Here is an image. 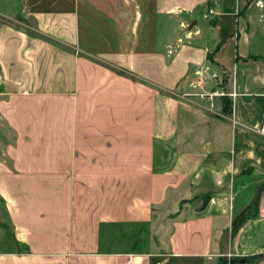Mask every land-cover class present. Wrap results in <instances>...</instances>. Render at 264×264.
<instances>
[{
  "label": "crops",
  "instance_id": "0c3cea01",
  "mask_svg": "<svg viewBox=\"0 0 264 264\" xmlns=\"http://www.w3.org/2000/svg\"><path fill=\"white\" fill-rule=\"evenodd\" d=\"M247 1L0 0V264L264 250V54L239 22ZM205 71L223 82L190 93Z\"/></svg>",
  "mask_w": 264,
  "mask_h": 264
},
{
  "label": "rangeland",
  "instance_id": "374dc122",
  "mask_svg": "<svg viewBox=\"0 0 264 264\" xmlns=\"http://www.w3.org/2000/svg\"><path fill=\"white\" fill-rule=\"evenodd\" d=\"M261 3H260V6H257L256 7V4H255V0H249L247 2H244L242 3V10L240 13H242L240 15V19H239V22H241V25L244 24L245 22V26L244 27V32L245 30L248 32V37L249 39L251 40V43L253 45L252 48H254L256 51L260 52L261 54H264V31L260 30L259 28H257L256 26V23L260 21V25H262L263 29H264V0H260ZM232 12L234 11V2L231 3L230 7H229ZM212 15V14H209V16ZM256 29V31H255ZM225 54H228L229 55V48H228V51L226 50L225 51ZM259 57V56H258ZM260 58V57H259ZM262 61H264V58H261ZM198 82H202V84L204 85L202 90L200 89V91L194 89L195 87L193 86H190V90L189 92L191 93H201V94H204L207 92V90H212L216 85H218L219 83L221 84L223 82V77L221 75H214L212 72H208V71H205V72H202L201 75H199L198 77ZM197 84L195 83V86ZM197 87V86H196ZM199 87V86H198ZM222 94H226V89L224 87V89L222 90ZM211 109L213 110V113L215 115H221V114H225L222 109H218L217 110V107L215 106H211ZM237 221H239L236 217L235 218H232V226L233 224H235ZM236 226L233 229V233H235L239 227L242 226V223H236L235 224ZM233 235H231V241L234 240L233 238ZM236 235V234H235ZM235 237V236H234ZM236 240V239H235ZM237 252V251H236ZM258 252H264V250H258L256 251V249H253V250H244V249H240L238 251V253L240 254H246V253H251V254H256L254 255L253 257L249 256L245 259L242 260V263L241 264H249L250 262L253 261V259L255 257L258 256ZM229 254H231V257L227 262H224V263H220V264H237V259L239 258H235L237 257L238 255L236 254H233V252H229Z\"/></svg>",
  "mask_w": 264,
  "mask_h": 264
},
{
  "label": "trees",
  "instance_id": "16d2710c",
  "mask_svg": "<svg viewBox=\"0 0 264 264\" xmlns=\"http://www.w3.org/2000/svg\"><path fill=\"white\" fill-rule=\"evenodd\" d=\"M207 57H208V55H207ZM254 59H256V58H254ZM221 103H222V111L224 113H229L230 109H231V105H230V102L228 101V99L226 97H222L221 98Z\"/></svg>",
  "mask_w": 264,
  "mask_h": 264
},
{
  "label": "built area",
  "instance_id": "2783aa9c",
  "mask_svg": "<svg viewBox=\"0 0 264 264\" xmlns=\"http://www.w3.org/2000/svg\"><path fill=\"white\" fill-rule=\"evenodd\" d=\"M208 13L211 14V13H212V10L209 9ZM237 13H238V10H237V7H236V9H235V15H237ZM211 94H212V93H210L209 96H210ZM214 94H216V92L213 93V95H214ZM200 96H202V94H201ZM211 96H212V95H211ZM230 96H231V97H234V96H235V93H232ZM211 106H212V104L210 103V107H211ZM260 131H261V132H264V119H263L262 124H261V126H260ZM227 257H230V255L228 254Z\"/></svg>",
  "mask_w": 264,
  "mask_h": 264
}]
</instances>
